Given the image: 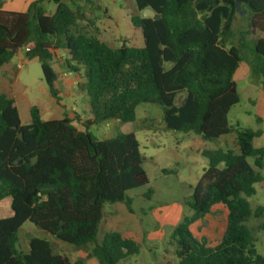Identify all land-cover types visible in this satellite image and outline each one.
<instances>
[{
  "label": "trees",
  "instance_id": "16d2710c",
  "mask_svg": "<svg viewBox=\"0 0 264 264\" xmlns=\"http://www.w3.org/2000/svg\"><path fill=\"white\" fill-rule=\"evenodd\" d=\"M2 1L0 66L23 48L29 59L38 58L56 97L58 73L52 61L62 51L65 69L82 71L78 86L92 117L79 130L66 115L42 119L32 105L30 122L21 124L13 98L0 92V200L9 197L11 208L0 218V264H84L90 257L98 264H119L139 253L140 243L116 230L98 240L105 204L121 202L132 212L126 191L148 183L139 142L132 131L97 139L90 128L111 119L134 122L141 103L160 107L167 130L193 131L205 140L235 131L237 153L202 151L207 167L186 201L189 213L168 239L179 264H264L249 226L253 217L259 218L257 228L264 231V206L253 209L248 201L263 180L264 147L252 143L262 131L235 129L227 121L229 109L239 101L233 76L241 61L260 76L264 93V0H238L248 26L238 45L232 43L239 14L235 0H133L138 13L130 21L140 30L143 45L123 40L116 48L98 39L97 18L80 24L63 0H32L23 12L2 10ZM47 1L55 4L51 14L46 13ZM145 8L155 15L144 17ZM245 33L260 36L247 39ZM152 193L148 189L145 196ZM218 203L227 209L225 229L210 246L205 237H194L189 226ZM25 221L64 242L93 246L80 250L73 263L53 253L44 238H30L23 252L18 229Z\"/></svg>",
  "mask_w": 264,
  "mask_h": 264
},
{
  "label": "rangeland",
  "instance_id": "374dc122",
  "mask_svg": "<svg viewBox=\"0 0 264 264\" xmlns=\"http://www.w3.org/2000/svg\"><path fill=\"white\" fill-rule=\"evenodd\" d=\"M63 1L75 10L80 24L84 25L87 19L97 18L98 39L110 47H119L123 40H126L129 46L143 45L140 30L130 21L131 16L138 13L133 0H93L91 3ZM45 9L47 14H51L55 10V4L47 1ZM245 16L246 11L237 14L234 19L232 43L235 45H238L242 32L248 29ZM244 35L250 39L260 36V33ZM63 57V52L57 50L52 61V66L58 73L53 84L56 97L49 92L38 58L29 59L23 48H20L8 63L0 66V92L13 98L21 124L30 122L29 108L32 105L38 107L42 119H58L66 115L79 130H83L84 120L91 119L87 106L88 98L78 86L83 81L82 71L73 73L66 70ZM233 78L239 101L227 113L228 124L235 129H260L262 134L255 137L252 143L255 147H264V101L261 78L252 72L247 61L239 63ZM135 113L134 122L111 119L90 128V132L97 139H104L118 132H134L144 156L143 167L147 173L148 183L126 191V195L132 198L135 219L131 220L132 214L128 217V214H124L120 223H129L130 226L138 228L143 226L147 231L156 230L158 234L162 233V237H157L152 242L147 239L146 234L142 235L139 253L129 256L119 264H179V259L168 239L172 228L180 222L184 214L189 213L186 201L191 199L193 186L207 167V158L202 151L222 148L232 149L237 153L235 131L205 140L193 131L165 129L162 111L156 104L141 103L136 107ZM247 160L252 165V158L249 157ZM260 172L263 180L254 185L256 192L248 198L253 209L259 205L264 206V166ZM148 189H152L153 192L150 197L145 196ZM111 208L118 216H121L122 208L128 210L121 202L105 204L98 230L99 241L106 231L113 228L110 227L109 217L105 218ZM178 210L180 215L177 216ZM10 213V198L5 197L0 200V218ZM157 213H163L158 214L160 219L156 218ZM226 216V207L220 203L214 204L203 218L189 226V230L194 237H205L208 245L214 246L225 227ZM136 217H142V223H139ZM259 220L253 217L249 221V226L255 238L257 253L264 255V231L257 228ZM18 237V248L22 251L26 250L30 238H44L48 240L53 253L65 255L71 263L78 258L80 250H89L93 246V243L76 246L64 242L29 221H25L19 227Z\"/></svg>",
  "mask_w": 264,
  "mask_h": 264
},
{
  "label": "crops",
  "instance_id": "0c3cea01",
  "mask_svg": "<svg viewBox=\"0 0 264 264\" xmlns=\"http://www.w3.org/2000/svg\"><path fill=\"white\" fill-rule=\"evenodd\" d=\"M32 0H3L2 1V5H1V9L2 10H6V11H19V12H23V11H26L30 2ZM262 100L264 101V93L262 94ZM121 208V207H120ZM179 209V207H178ZM121 210V209H120ZM122 214L121 216H118L116 215L117 212L111 208V210H109L107 213H106V217H109L108 220L110 221V227L112 228L111 230H116V231H119L121 232V234L124 236V237H129V238H132L134 239L135 241H140L141 238H142V235L146 234L147 236V239L149 241H154L157 237L160 238L162 237V233L161 234H158L156 230L154 231H147V228H143V226H141L140 228L136 227V226H130L129 223H125V224H122L123 222L120 223V220L122 219L123 220V217L125 215L130 216L131 214L133 215L131 220H134L135 218H133L135 215L133 214L134 212V209L132 212L130 211H125L123 210L122 208ZM125 214V215H124ZM145 214V213H144ZM158 214H163V213H157V219H160V216ZM178 214L180 215V211L178 210V213H177V216ZM119 217V218H118ZM137 221L140 223L142 221V217H139L137 218ZM153 220H154V217H153ZM176 220V219H175ZM200 220V219H199ZM126 221V219L124 220ZM164 221V220H163ZM135 222V221H134ZM196 222V221H195ZM194 222V223H195ZM142 223V222H141ZM137 224V223H136ZM193 224V223H192ZM142 225V224H141ZM155 227V226H154ZM152 227V228H154ZM225 229V227H224ZM223 229V231H224ZM222 231V233H223ZM222 233L220 234L219 236V239L218 241L216 242V244L219 242L220 238H221V235ZM215 245V244H214ZM92 247V246H91ZM90 247V249H91ZM28 251V246L26 248V250H23V252H27ZM84 264H98L97 263V260L94 258V257H90L88 259H86L84 261Z\"/></svg>",
  "mask_w": 264,
  "mask_h": 264
},
{
  "label": "water",
  "instance_id": "95a60500",
  "mask_svg": "<svg viewBox=\"0 0 264 264\" xmlns=\"http://www.w3.org/2000/svg\"><path fill=\"white\" fill-rule=\"evenodd\" d=\"M236 1V9L237 11L241 14L243 12H245V9H241L240 8V3L238 0H235ZM142 15L144 17H153L155 15V11L151 8H145L144 10H142Z\"/></svg>",
  "mask_w": 264,
  "mask_h": 264
}]
</instances>
